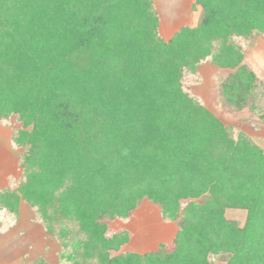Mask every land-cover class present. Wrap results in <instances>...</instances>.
<instances>
[{
    "label": "trees",
    "instance_id": "16d2710c",
    "mask_svg": "<svg viewBox=\"0 0 264 264\" xmlns=\"http://www.w3.org/2000/svg\"><path fill=\"white\" fill-rule=\"evenodd\" d=\"M195 2L199 25L162 42L151 0H0L16 191L65 264H264V152L182 88L210 59L232 70L223 99L244 108L257 81L233 41L264 34V0ZM142 200L175 223L171 248L125 251L128 233H110Z\"/></svg>",
    "mask_w": 264,
    "mask_h": 264
},
{
    "label": "rangeland",
    "instance_id": "374dc122",
    "mask_svg": "<svg viewBox=\"0 0 264 264\" xmlns=\"http://www.w3.org/2000/svg\"><path fill=\"white\" fill-rule=\"evenodd\" d=\"M151 1L158 20L157 35L162 42H167L182 27H197L203 17L202 8L195 0ZM233 44L242 55V64L253 72L257 81L252 99L248 98L244 108L232 107L223 99L221 85L232 70L221 68L210 59L185 73L182 88L221 124L235 134H243L264 152V34L255 32L236 37ZM16 128L14 119L0 123V264H65L58 243L44 231L16 191L23 152L11 141ZM5 191L12 195L5 196ZM225 216L242 226L246 213L229 209ZM108 228L110 233L126 231L128 241L122 250L138 254L156 251L161 244L171 248L176 230L175 223L163 220L159 207L150 200H142L127 219L109 222Z\"/></svg>",
    "mask_w": 264,
    "mask_h": 264
}]
</instances>
